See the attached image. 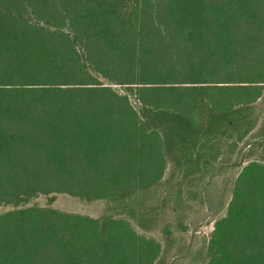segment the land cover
Masks as SVG:
<instances>
[{"label":"trees","instance_id":"trees-1","mask_svg":"<svg viewBox=\"0 0 264 264\" xmlns=\"http://www.w3.org/2000/svg\"><path fill=\"white\" fill-rule=\"evenodd\" d=\"M262 100L264 0H0V264H171L152 195L209 177ZM234 185L206 264H264V159ZM61 194L118 216L30 206Z\"/></svg>","mask_w":264,"mask_h":264},{"label":"rangeland","instance_id":"rangeland-1","mask_svg":"<svg viewBox=\"0 0 264 264\" xmlns=\"http://www.w3.org/2000/svg\"><path fill=\"white\" fill-rule=\"evenodd\" d=\"M257 106L254 113L258 124L254 132L238 147L231 146V140L225 144L221 143L219 160L214 163L216 169L212 172L208 171V173L211 172L208 174L209 177H195L191 182H187L183 181L179 174L175 176L172 171H169L165 185L152 195L153 212L150 217L153 214L156 215V227L149 235L163 240L167 262L206 264L214 224L226 214L234 184L242 166L248 164L250 160L264 159V147L258 146L261 141H264V100ZM179 183L185 184L183 191L188 204L186 209L184 205L180 207L176 203ZM172 189L177 190L171 193ZM190 193H195L197 199L191 200ZM33 205L52 207L62 212L97 219L118 216L116 214L119 212V209L109 202H87L62 194L50 198L41 196L31 201L30 206ZM12 209L14 207H2L0 213ZM183 213H186L187 217H184ZM132 221L137 223L136 220ZM180 221L183 222V226ZM171 224H174L175 228H172ZM165 229L172 230V233L166 234Z\"/></svg>","mask_w":264,"mask_h":264}]
</instances>
